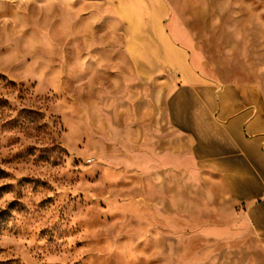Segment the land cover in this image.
Returning a JSON list of instances; mask_svg holds the SVG:
<instances>
[{
    "label": "rangeland",
    "instance_id": "1",
    "mask_svg": "<svg viewBox=\"0 0 264 264\" xmlns=\"http://www.w3.org/2000/svg\"><path fill=\"white\" fill-rule=\"evenodd\" d=\"M155 1L165 29L131 42L161 53L148 62L184 53L206 80L264 90V0ZM86 5L0 0V264H264L245 202L159 120L177 73L131 66L133 25L89 23Z\"/></svg>",
    "mask_w": 264,
    "mask_h": 264
},
{
    "label": "crops",
    "instance_id": "2",
    "mask_svg": "<svg viewBox=\"0 0 264 264\" xmlns=\"http://www.w3.org/2000/svg\"><path fill=\"white\" fill-rule=\"evenodd\" d=\"M78 1L87 3L82 14L89 15V23L121 24L125 30L129 24L133 25L127 33L126 45L131 66L138 61L139 71L148 76L153 73L161 77L160 73L171 70L177 73L178 84L171 95L159 101V120L163 121V127L170 125L177 138L192 143L194 164L213 171L207 178L215 192L221 193L224 199L245 202L242 213L248 228L264 231L262 86L206 80L193 66L190 68L184 53H166L159 58L160 63L148 62L151 58L146 56L154 58L161 53H138L131 42L139 37L138 25L150 30L151 39L157 38L155 33L168 20L166 3L161 6L160 1L151 0Z\"/></svg>",
    "mask_w": 264,
    "mask_h": 264
}]
</instances>
